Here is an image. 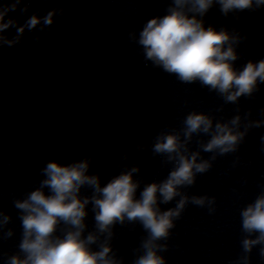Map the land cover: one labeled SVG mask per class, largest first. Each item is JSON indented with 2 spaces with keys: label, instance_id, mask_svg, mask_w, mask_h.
Wrapping results in <instances>:
<instances>
[{
  "label": "clouds",
  "instance_id": "obj_1",
  "mask_svg": "<svg viewBox=\"0 0 264 264\" xmlns=\"http://www.w3.org/2000/svg\"><path fill=\"white\" fill-rule=\"evenodd\" d=\"M221 10L227 14L233 9H249L253 0H218ZM20 0L8 8L0 10V31L15 26V21L4 22L8 11H15ZM213 0H174L175 7L169 9V14L160 18L149 20L140 33L139 44L146 52V57L163 67L169 73H175L184 82L200 80L203 85L211 86L226 93L228 101H235L243 94H251L257 78L264 81V60L258 65L249 62L244 69L237 73L229 61L237 57L231 47L222 50L225 42L229 40L226 32H217L213 28H204L202 21L195 16L189 17L183 8L191 4L189 11L204 15L212 6ZM256 4H264V0H256ZM27 9H22L26 11ZM38 19L32 16L26 26L34 28ZM51 23V14L46 19ZM18 35L24 31L18 28ZM3 39V37H0ZM9 44L13 41H7ZM235 87V92H229ZM238 117L233 123L238 121ZM186 136L201 129L208 132L211 128V120L203 114H190L185 121ZM217 134L204 146L205 151L219 148L221 153L234 150L238 137L243 134L233 135L227 125H216ZM178 137L168 135L164 142H157L154 151L157 153H173L178 149ZM196 155L189 160L180 156L179 167L170 173L169 178L162 184L147 185L141 193L140 200H134L137 184L133 182L131 172L124 173L112 179L104 187H100L97 176H89L88 161L82 160L67 166H62L53 161L43 169L46 179L41 182V187L32 191L28 198L16 201L15 207L22 210V226L24 238L20 245L26 253V259L11 258V264H114L107 259L110 248L104 246L99 252H92L87 247L94 243L96 237L89 234L81 239L84 229L83 219L86 216L85 206L90 199L94 209H98L95 215L99 231H109V226L114 222H123L125 216L128 220H139L144 228L151 233V239L145 242L146 254L140 257L136 264H164V260L158 257L153 250L152 241L166 237L168 229L173 225L171 217L179 216L184 207L185 199H182L177 208L160 213L157 205V193L159 192L163 202L167 203L178 195L176 187L183 184L194 183L193 168L197 172H204L209 168L208 162L196 163ZM133 172L136 169H132ZM90 186L94 195L81 200L78 197L80 188ZM47 187L50 194L45 195L43 188ZM99 195H96V194ZM193 202L203 205V198H193ZM243 229L247 232H258L255 240L245 239L243 248L251 251L253 245L264 242V195L257 198L254 204L242 211ZM7 222V217L4 218ZM63 222L70 224L73 231H68L65 238L51 239L56 231L57 224ZM264 257V249H261Z\"/></svg>",
  "mask_w": 264,
  "mask_h": 264
}]
</instances>
